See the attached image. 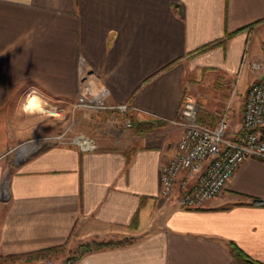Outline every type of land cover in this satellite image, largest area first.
I'll return each mask as SVG.
<instances>
[{"label":"crops","instance_id":"obj_1","mask_svg":"<svg viewBox=\"0 0 264 264\" xmlns=\"http://www.w3.org/2000/svg\"><path fill=\"white\" fill-rule=\"evenodd\" d=\"M79 56L108 87L109 102L131 104L132 127L101 111L90 119L95 149L47 141L5 162L19 141L63 127L60 114L23 119L17 101L29 94L24 109L30 96L62 108L74 101ZM263 75L264 0H0V254L122 229L136 238L75 264H244L231 243L264 264L262 158L244 159L201 207L159 193L161 166L182 131L173 120L183 93L204 123L226 111L235 135L246 89Z\"/></svg>","mask_w":264,"mask_h":264},{"label":"built area","instance_id":"obj_2","mask_svg":"<svg viewBox=\"0 0 264 264\" xmlns=\"http://www.w3.org/2000/svg\"><path fill=\"white\" fill-rule=\"evenodd\" d=\"M253 67L257 64L253 63ZM96 75L83 56H79V81L73 108L110 111L125 128L132 126L129 102H109V89L97 82ZM181 126V134L168 160L159 173V193L176 191V202L184 208L201 207L208 199L220 195L239 164L246 158L264 159V77L259 76L246 91L238 134L227 133V113L222 112L214 125L197 119L194 97L182 96L179 117L173 120ZM67 129L44 140L75 145L81 150L97 147L94 137L82 132L68 135ZM177 189V190H175Z\"/></svg>","mask_w":264,"mask_h":264},{"label":"rangeland","instance_id":"obj_3","mask_svg":"<svg viewBox=\"0 0 264 264\" xmlns=\"http://www.w3.org/2000/svg\"><path fill=\"white\" fill-rule=\"evenodd\" d=\"M237 75H234V77H232L231 79V85H235L237 78ZM255 80V78L249 83V85ZM248 85V87H249ZM247 87V89H248ZM246 89V91H247ZM30 92V91H29ZM186 92V91H185ZM184 92V93H185ZM183 93V94H184ZM32 94V93H31ZM24 95L19 101H17L18 103V113L20 117L26 118V116H31L33 115L35 118H37V120H40L42 117L46 118L48 117L51 121L54 118L53 116L56 115H62L63 118L65 119V123L63 125V127H60L59 129L55 130V131H51V132H39L37 133L34 137H30L29 139H26L24 141H19L15 147H13L11 149V153L10 154H6L2 159H4L5 162L9 161L10 156L13 155L14 151L19 152V148L27 146L26 149L28 147H34L35 144H40V143H45L47 142V140H44L43 137L49 136V135H55L58 134L59 132H62L63 130L67 129V134L68 135H74L76 133L82 132L87 136H90L91 133H93L97 128H96V123L92 122L90 119H93L95 116H99L100 114H97L98 112L95 111H91L89 109L86 108H73L72 104L74 101H66L65 106L59 107L57 104H54L52 102V105L49 104V101L43 100L40 97L39 100H37V103H35L33 105V107L30 108H26L24 109L23 103L26 99V97L28 96ZM183 96V95H182ZM246 96V93H245ZM245 96H243L242 98V110H241V121H242V112H243V108H244V100H245ZM182 100V99H181ZM196 102V100H195ZM10 103V102H8ZM9 106L6 107V109H8ZM17 111V110H15ZM106 118H108V114L105 115ZM78 117H80L81 119H79ZM15 115H11L7 117V121L10 125V123L14 122L15 123ZM43 118V119H44ZM110 120H115L113 122L114 125L118 124V126H122L120 120L115 119L112 116H109ZM11 121V122H10ZM36 121V120H35ZM132 121V119H131ZM52 123V122H51ZM56 124L54 123V126ZM133 125V122H132ZM50 127L52 128L53 126ZM56 127V126H55ZM132 127V126H131ZM56 129V128H54ZM53 129V130H54ZM51 142V141H50ZM54 142V141H52ZM25 149V150H26ZM25 150H21L25 151ZM6 177L3 178L2 182H1V188H0V192H2V194L6 191ZM181 207V206H180ZM184 208V207H182ZM188 208V207H187ZM134 238H136V234H131L128 232H123L122 229L121 230H114L109 232L108 234L104 235V236H100L98 238L95 237V239H91V240H87L86 242L85 239H81L79 237H74V235H72L70 238H68L67 240H65L57 250H55L54 252H49L47 254V256L42 257V258H38V259H31V260H26V256H20V257H15V256H10V257H5V255H2L4 257H0V264H75L76 261L85 253H83L80 257H77V255L79 254L82 246L86 245L89 247H93L91 250L93 249H98V248H102V247H109V246H116V245H120L124 242H129L132 241ZM99 243H103L102 245H98ZM97 246H101L98 248H94ZM90 251V250H89ZM14 254V253H11ZM7 255V254H6Z\"/></svg>","mask_w":264,"mask_h":264},{"label":"trees","instance_id":"obj_4","mask_svg":"<svg viewBox=\"0 0 264 264\" xmlns=\"http://www.w3.org/2000/svg\"><path fill=\"white\" fill-rule=\"evenodd\" d=\"M230 36V34H226L225 37L223 39H221L222 41H224L225 39H227L228 37ZM220 43L219 40H216V41H211L201 47H199L198 49H196L193 53H197V52H201L203 50H206V49H209L211 47H213L215 44H218ZM197 119L199 121L200 118L198 117L197 115ZM202 122V121H201ZM264 160V159H263ZM131 227H133L134 225H132V222L130 223ZM62 244V243H61ZM61 244H57V245H51V246H47V247H43V248H39V249H35V250H31V251H26V252H20V253H14V254H7L4 256L0 255V257H10V256H15V257H20V256H26V260H31V259H38V258H42V257H45L47 256V254L49 252H54L55 250H57L59 248V246ZM103 243H99L98 245H102ZM231 246H232V249L234 251L233 255H234V259L237 263H244V264H263L257 260H255L254 258L250 257L249 255H247L246 253H244L240 248H238L235 244H232L231 243ZM98 247H101V246H97V247H94V248H98ZM93 247H89V246H82L79 254L77 255V257H80L83 253L91 250Z\"/></svg>","mask_w":264,"mask_h":264},{"label":"bare ground","instance_id":"obj_5","mask_svg":"<svg viewBox=\"0 0 264 264\" xmlns=\"http://www.w3.org/2000/svg\"><path fill=\"white\" fill-rule=\"evenodd\" d=\"M35 98H36L35 96H30V97L27 99L26 103H25V107L31 109V108L33 107V105H34L35 103H37V101H36ZM21 150H24L23 147L19 148V151H21Z\"/></svg>","mask_w":264,"mask_h":264},{"label":"water","instance_id":"obj_6","mask_svg":"<svg viewBox=\"0 0 264 264\" xmlns=\"http://www.w3.org/2000/svg\"><path fill=\"white\" fill-rule=\"evenodd\" d=\"M262 77H264V75H263ZM18 151H19V150H18ZM257 202H263V203H264V200H257Z\"/></svg>","mask_w":264,"mask_h":264}]
</instances>
